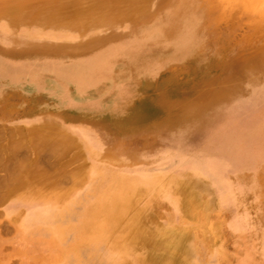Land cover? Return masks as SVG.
Returning a JSON list of instances; mask_svg holds the SVG:
<instances>
[{
    "label": "rangeland",
    "instance_id": "1",
    "mask_svg": "<svg viewBox=\"0 0 264 264\" xmlns=\"http://www.w3.org/2000/svg\"><path fill=\"white\" fill-rule=\"evenodd\" d=\"M26 1L29 8L25 3L23 5L28 9L21 7L27 15L47 5H44L47 0ZM62 1L71 3L73 0H55L52 7H46V12H54L53 7H63ZM151 1L155 13L137 23L124 19L112 26L98 25L67 32L33 20L18 22L20 18L15 17L14 10V16L10 14L13 5L15 8L18 4L13 3L14 0H0V149L4 147L0 150L3 153L0 155V178H8L11 182L8 170L17 163L20 165L16 168L23 165V171L35 163L38 168L30 166L29 169H38L49 176L46 179L43 176L49 182L44 183L40 173L38 176L43 182H38V186L33 184V189L31 183L30 187L12 183V188L8 183L11 190L21 186L8 194L2 189L4 187L0 188V264H64L65 261H60L66 259L63 250L68 249L69 243L78 238L82 241L97 236L94 230L80 235L71 231L70 228L78 224L79 216L70 218L62 226L58 238L51 237V233H45L42 228L40 232L35 231L36 224L44 223L48 215H31L29 208L42 201H55L60 205L79 198L89 181V168L102 164L101 161L114 163L116 171L128 173V179L132 180L129 182L144 187L142 191L135 190L137 197L131 207L125 209L127 213L123 219L132 217L137 222L142 221L144 230L147 229L145 234L154 230L150 235L158 236L153 240H161L171 232L169 236L174 239L171 245L181 243L186 246L185 249L168 246L171 252L176 251L172 253L177 257L174 264H239L247 255L252 264H264V69L255 67L243 71L251 61L264 63V0H191L196 13L189 18L192 37L184 49L174 43L180 37L179 33L168 30L174 22L178 25L185 13L177 17L172 13L179 7L173 0ZM32 4L34 7H30ZM194 15L199 16L194 18ZM175 17L176 21H173ZM143 28H154L157 32L156 38L149 40L143 50L147 55L143 62L133 64L126 58H112L116 60L102 65L108 73L103 79H91L82 84L71 75L68 69L77 63ZM95 39L104 40L86 49L63 50L65 46H83ZM234 60H237L236 69L232 68L233 64L231 68L235 75L228 79L231 71L226 65ZM148 63L158 65L155 72L148 71L151 64L145 72ZM224 81L230 87H219ZM115 83L118 84L114 86ZM125 83H129L130 91L118 97L117 90ZM218 87L216 99L211 100L208 93ZM162 91L174 102L170 109H159L156 100L159 95H164ZM199 97L203 102H209L202 110H186L182 118L171 116L168 118L171 122L159 126L163 115L178 109L180 112L187 103H194ZM143 109L155 114L149 113L152 117L142 119L141 124L125 121ZM119 120L123 122L117 124ZM253 122L257 124L246 127ZM46 123L64 129L79 146L70 147V152L68 148L61 158L54 157L53 153L50 155L44 148L41 151L37 147V151L34 144H29V131L44 128ZM16 127L21 130L16 131ZM18 135L25 136L27 145L22 143L24 139L23 147L17 145L21 140ZM10 138L15 139L9 143H14L10 145L16 153L8 147ZM119 145L127 149L109 150L110 146ZM154 145L161 150L156 152L157 155H141L148 149L141 153L136 151L141 146ZM99 147L98 151L93 150ZM212 160L222 167L220 178L208 168ZM26 164L28 167L24 166ZM197 166L202 170L199 171ZM80 168H84L83 171ZM77 173H80L79 177ZM182 183L187 187L184 188ZM181 186L184 191L187 189V194L179 189ZM4 193L7 194L5 197ZM191 194L196 196L194 207L186 201V196ZM85 196L87 200L90 198ZM182 204L191 206L189 213ZM107 213L103 214L106 218L114 215L112 210ZM121 227L115 226L112 236V242L120 244L115 248L119 252L117 249L126 242L119 236ZM128 228L131 233L133 227ZM174 232L178 234L177 238ZM116 235L119 238H115ZM179 235H183L185 241L182 238L179 241ZM142 238L145 240V236ZM150 238L148 241L152 242ZM139 239L127 255L120 252L119 261H124L120 264H152L151 258L165 254L166 249L156 248L154 243L150 245L148 238L145 240L150 245H147L148 249L142 243L145 241ZM139 258L141 262L144 259L143 263Z\"/></svg>",
    "mask_w": 264,
    "mask_h": 264
},
{
    "label": "bare ground",
    "instance_id": "2",
    "mask_svg": "<svg viewBox=\"0 0 264 264\" xmlns=\"http://www.w3.org/2000/svg\"><path fill=\"white\" fill-rule=\"evenodd\" d=\"M20 1L21 2L17 3L14 0L13 3L18 4L16 6L17 8L16 7L14 8L15 5H13V7L11 6L13 9L11 10V8H10V10H11L10 12L11 13L8 12L11 15L13 14V16H14V13H15L16 14L15 17L19 16L18 18H20V20L18 21V20H16L17 18L12 17L13 20H16L18 22L26 21V20H31V21L33 20V21H36V22L47 23V24H50L52 26H57V28H59V29L67 30V32H75L74 30H78V28L79 29H84V28H88V27H96L98 25H101V26L102 25H105V26L111 25L112 26V25H116L117 23L121 22L124 19H128L131 22L137 23L138 21H140V19L142 20L145 17L152 16L155 13V10H154V8H155L154 6L155 5L152 3L151 0H73L71 3H67L68 1L67 2H63L62 1L63 2V4H62L63 7H61V8H54L53 7L54 12L51 11V13L48 14L46 12V9H47L46 7H48V6L52 7V4L54 3L55 0H47L45 4L43 3L44 5L47 4L46 6H44V7L42 6V8H38L35 13H33L32 15L29 14L30 15L29 16V15L25 14L26 13V12H24L25 10L22 9V7H24V5L28 4V3H26L28 1H26V0H24L26 2H24L22 0H20ZM173 1H175L176 7L177 6H179V7L177 8L176 12H174L175 11L174 10L172 13H174V15L176 17L177 16H182L184 13H185V15H184V17H182V20H181V22H179L178 25H177V23L174 22L170 26V29L168 31H169V33H174V34L175 33L176 34L179 33L178 35H180V37L175 39L174 43H175V46H177V47H179L181 49H184L187 46V44L189 43L190 38L192 37V35L190 34L192 32L191 31L192 30L191 29V20H189V18L192 17V14L196 13V12L194 10V7L192 6L191 0H187L186 3H184V0H179V3H177L178 0H173ZM39 2H42V1H39ZM9 4H11V3H9ZM3 7H5V6H3ZM27 7L29 8L28 5H27ZM27 7H26V9H28ZM30 7H34V5L32 4V6H30ZM20 9H22V10H20ZM13 10H14V13H13ZM6 11H7V9H6ZM197 16H199V15H197ZM197 16L194 15V18L197 17ZM176 17H175V19H173V21H176ZM187 21H189V22L185 24V22H187ZM15 23H17V22H15ZM187 25H188V27H187ZM70 27H71V29H70ZM63 33L66 34V35L69 34V33H66L64 31H63ZM156 33L157 32H156V30L154 28H145V29L143 28V30L141 29V31L139 33L137 32L136 34L132 35L131 37H126V38H124L122 40H119V41L115 42L114 44H110L108 47H106V48H104V49H102L100 51L95 52L94 54H92L89 58L85 59L84 61H81V62L77 63L74 66V68H71V69L67 68V69L69 71H71V75L75 79H77L81 84L82 83H87L91 79H95L96 81H98L99 79H103L108 74L107 72H105L103 66H104V64L109 63L111 60L112 61L116 60V59H112V58H126L128 63H133V64L138 63V62H143L144 58L147 56L146 53L143 50L146 48L145 46L148 45V43L151 40L156 38V35H157ZM102 40H104V39H95V40L91 41V43L85 44L83 46H80V45H78L76 47L65 46V48L63 47V50H65V49L74 50V48H77V49L90 48L92 45L100 43ZM32 43H34V42H32ZM39 45L41 46L42 44H39ZM42 46H46V45H42ZM256 60H258V58ZM149 64H151V65H150V68L148 70V65ZM236 64H237V60H234L233 62H231V63L226 65V67H228L227 69L232 72V73L230 72V74L228 76L230 78H228V79H232V77L235 75V71L233 69L234 68L236 69V66H235ZM231 65H232L233 69L231 68ZM157 66L158 65H156V64L148 63L146 65V67H145L146 68L145 72L147 70L155 72L156 69H157ZM255 67L257 69H259V68L264 69V63L255 64V63H252V61H251L250 65L246 64V68H244L243 71L249 70V69L253 70ZM223 83H225V84H223ZM223 83H221L220 85L218 84L219 87H224V88L230 87L226 81H224ZM117 84L118 83H115L114 86H116ZM92 85H94V84H92ZM88 86H90V85H86V87H88ZM119 87H120L119 90H117L118 97L124 96L130 91L129 90V83L122 84ZM219 87L216 88V89H212V90L210 89L211 91L208 94L211 95L210 98H213L211 100L216 99L217 94L220 91ZM164 91H162V92L164 93ZM206 91H209V90H206ZM203 95H204V93H203ZM147 102H150V101H147ZM156 102H158L160 104V108H159L160 110L170 109V107L173 105L172 104L173 100L168 99L165 96V93H164V95H159V97L156 100ZM208 103L209 102H207V103H205V101L203 102L202 97H199L196 101H194V103H192V102L187 103L186 106H184L183 109L180 110V112H178L179 109H178L177 112H174V111L173 112L169 111V113L166 112L167 114L163 115L161 117V119L159 121V126L165 125V124H162V123L171 122V120L168 119L171 116H172V118L173 117L174 118L175 117L176 118H182L183 117L182 114H183L184 111L193 110V109H195L197 111H200L206 105H208ZM175 104H176V102H175ZM183 104H185V103H183ZM177 108L178 107H176V109ZM180 108H181V106H180ZM185 108H187V109H185ZM143 110L144 111H140V113L137 116H134V113H133L125 121L126 122L127 121L128 122H134V124H137V123L141 124L140 121L142 119L152 117L149 114V113H152L151 111L148 112L147 109H143ZM152 114L154 115L155 113H152ZM178 116H180V117H178ZM120 121H122V120H119L117 122V124L120 123ZM153 121L156 122L155 120H153ZM151 123H152V121H151ZM256 124H257V122H253V123H250L249 125H247L246 127H252V126H254ZM47 125H48V127H47ZM47 125L45 127V126H43L41 124V126H43L44 128H41L40 125H39V128H41L39 130L36 127L37 125L36 126L33 125L34 126L33 128L35 129V127H36L37 129L36 130L33 129L34 130L33 132H32V130H30V131L28 130L31 133L28 136L29 137V142H30V143L29 142L28 143L29 144L32 143V145L34 144L36 148L39 147L41 151L43 150V148L46 151L49 150L50 151L49 154L53 153L55 155L54 157H57V158H61V156L67 151L68 148H69V152H70V147L79 146V145H76L77 142L75 140H73L72 137L64 129H62L59 126H56L54 124H47ZM118 127H120V126H118ZM16 128H18L16 131L21 130V129H19L20 127H16ZM29 129H30V127H29ZM31 129H32V127H31ZM120 130H123V129H120ZM24 132L26 134V131H24ZM25 134H23V135H25ZM23 135L21 137H20V135H18L21 138V140H19V139H18L19 141L17 140L18 144L15 141V143L17 145H20V147H23V144H21L23 139H24V142H22V143H26L25 142L26 141L25 140V136L23 138ZM28 137L26 138L27 140H28ZM12 138L9 139L11 141L7 142L9 146L6 145L5 147H6V149L8 147H11L12 151L15 152L16 149L15 148L13 149L14 146L10 145V144L14 145V143H9V142H14L15 139L12 141ZM16 144H15L16 148H19V146H17ZM26 145H27V143H26ZM32 145H31V147L33 148L34 146H32ZM3 148L4 147H2V149ZM11 148H10V151H11ZM36 148H34V149H36ZM2 149H0V150L2 151ZM99 149H100V147L96 148V149H93V150H95V152H96ZM126 149H127L126 146H122V145H119L118 147H115V146L114 147H111V146L109 147V150H111V151H116V150H118V151L123 150L124 151ZM36 150L38 151L39 149L37 148ZM71 150H72V148H71ZM144 150H147V151L146 152H142ZM136 151H137V153H141L142 152L141 155L142 154L143 155H149V154L157 155L158 153H156V152H159L161 150L158 148L157 145H154V146H151V147H142L141 146V147L137 148ZM5 152H4V154H5ZM8 152H9V150H8ZM128 153H130V152H128ZM1 154H3V153L0 152V155ZM82 156H84V154ZM77 157H79V156H77ZM77 157H76V159H77ZM79 158H81V156ZM82 158H84V157H82ZM77 160H80V159H77ZM4 161H2V163ZM127 162H128V160H127ZM101 163L102 164H100V165L99 164L92 165L89 168V181L86 184L87 186L85 188V191L83 193L79 194V198H77L75 200H72L71 202H67L65 204L63 203V204H60V205L57 202H55V201H52L51 203H49L47 201H42V202H40L38 204V206H35V207L31 206L29 208V214H31V215L34 214V213H38V215L45 213V214L48 215V218L46 219V221L44 223L36 224L37 226H35V228H33V229L35 231L40 232V230L42 228V230L45 233L46 232L48 234L51 233V237L57 236L56 238H58L59 235L62 234V230H61L62 226L68 220H70V218H73L75 216H77V217L79 216L80 219H79V222H78V224L76 226H73V227L70 228L71 231L79 233V235L81 233L84 234L85 231L86 232L87 231L90 232V230H94L97 233V236H95L93 238L87 239V237H86V240H82V241H80V238H78L79 241L75 240L74 242L69 243L68 244V249H64V250H66L65 252L63 250V257L65 256L66 259L65 260L62 259L60 261V262L65 261L64 264H120L122 262V261L121 262L119 261V259H121V253H123V255H127V253L129 252L130 248H132L135 245L134 242H136L138 244V241H137L138 237L140 238L139 239L140 241H145L147 238H148L147 239V241H148L149 238L152 237V238H150V241H151L155 237L154 235H152L154 230H152L153 232L152 231L149 232V230H148L147 234H145V230H147V229L145 228V230H144V227H143V225L141 223L142 221L141 222H137L135 220V218L132 219V217L129 218V219L128 218L126 219V217H125L124 218L125 220L123 219V216L127 213V211L125 209L127 207H131V205L134 203V201H135V199L137 197L138 192H136V191L137 190L142 191V190H144V187L141 186L139 188L137 184L131 183L132 180L128 179V173H126V174L124 173L123 174V173H120V172L116 171L114 169V166H115L114 163H111V162H108V161H101ZM34 164L35 163H33L32 165L31 164H29V165L34 167V168H38L37 166H34ZM4 165H6V164L4 163ZM16 165H20V164H18V163L15 164V167H14V165L13 166L11 165V167L15 168V170H12L13 168L9 169L8 168L9 166L8 167L4 166L5 168L9 169L8 172L9 171L11 172V175H10L11 182H8V178L7 179L0 178L1 179L0 180V188L4 187L2 189H4L5 193H7V192L10 193L12 191L14 192L15 188H14V190H11V188H12L11 184L12 183L13 184H19V185H22V186L25 185V187H26V185L28 186L31 183V186H32L31 189H33V184L36 183V185H37L38 182L39 183L43 182L42 179H44V178L46 179V178L49 177L47 174L45 175V173H42L41 171L39 172L38 169H35V170H34V168L33 169H31V168L29 169L30 166L28 167V164L24 165L25 167H28V169L25 168L24 171H23L24 167H22L23 165L21 166V168H19L20 166L19 167L17 166V168H16ZM2 167H3V165H2ZM84 168H82V169H84ZM208 168L213 170V172L216 173L217 178L221 177V175H222V167L217 161H213V160L210 161L209 164H208ZM82 169H81V171H83ZM197 169L199 171L202 170L200 166H197ZM81 171H79V172H81ZM40 173H42V179H41V177L38 176V175L41 176ZM70 173L73 174V172H70ZM77 174H78V177H79L80 173H77ZM43 176H44V178H43ZM58 176L60 177V174ZM63 176H65V175H63ZM73 176H75V175H72V177ZM7 177H9V176H7ZM69 177L71 178V175ZM75 177H77V176H75ZM75 177H73V178H75ZM168 178L170 180V177H168ZM168 178H167V181H168ZM45 179H44V183L47 182V181H45ZM129 181H131V182H129ZM157 181H158V176H157ZM8 183H10L11 188L7 187V186H9ZM47 183H49V182H47ZM194 183H192V184H194ZM74 185H75V183H74ZM158 185H157V187H158ZM184 185L185 184H183V186ZM19 187H21V186H18V188ZM29 187H30V185H29ZM57 187H59V186H57ZM185 187H187V186H184V188ZM18 188H16V190ZM43 188H46V186L43 187ZM48 188H51V187H48ZM55 188H56V186H55ZM184 188H182V186H181V188H179V189L184 191ZM189 188H191V187H189ZM59 190L60 189H58V191ZM186 190L187 189H185V191ZM159 191H157V192H159ZM161 191H162V189H161ZM179 192H181V191H179ZM5 193L3 194V196L5 195ZM185 193L187 194V191ZM190 193H192V192H190ZM85 195L90 196V198H88V200H87V196H85ZM186 197H184V199L185 198L187 199V200L185 199L187 201V204L193 206L195 204V201H196L195 194H193V195L191 194V195L186 196ZM59 198L61 199V197H59ZM203 198H205V197H203ZM84 199L87 200V201L84 202ZM182 201H183V203H186V201L185 202H184V200H182ZM197 203H198V201H197ZM201 203H200V206H201ZM187 204H185L186 206L183 205V204L182 205H183L184 208L185 207L188 208V213H189V209L191 210V208H190L191 206H187ZM154 207H155V205H154ZM184 208H182V210H184ZM109 210L114 211V215L112 217H107V218L104 217V215H106V213ZM141 212H139V213H141ZM184 212H186V210H184ZM193 212H194V210H193ZM107 214H111V213H107ZM136 214H138V212ZM155 214H157V213H155ZM162 215H161V217H162ZM188 216H190V215H188ZM109 218H111V219H109ZM188 219H190V218H188ZM76 220H78V219H76ZM143 222L145 223V221H143ZM124 224L126 226H124ZM130 225H132V226H130ZM144 225H146V224H144ZM115 226L116 227L117 226H119V227L122 226L120 228V232H119L120 235L119 236L121 237V239L124 238L125 241H126V242H124L125 244L120 249H117V250H120L121 253L119 251L115 250V248H116V246L118 244H116V243L114 244V240L112 242V236L114 237L113 232H114ZM128 227H131V228L133 227V229L136 230V232L133 231V229H132L131 233H130ZM184 228H183V231H185ZM173 229H174V227H173ZM173 229H171V231H173ZM180 229H182V228H180ZM143 231H144V233H143ZM166 231L169 232L170 230L167 229ZM65 232H67L68 234L70 233L68 231H65ZM167 232H166V234H167ZM175 232L173 234H175V238H177L176 236L178 234L176 235ZM179 232H181V231H179ZM188 232H190V230H188ZM188 232H187V235H188ZM150 233H152L151 234L152 236L150 235ZM155 233H157V232L155 231ZM162 233H163V231H162ZM170 233L171 232H169V235H170ZM142 234H144V235L142 236ZM181 234L184 235L185 232H183V233L181 232ZM146 235L147 236L150 235V237H147ZM169 235H167L165 238L161 239L162 237H161V233H160L159 237H161L160 238L161 240H158L159 238L157 239L158 242L156 240H153V241H156V243L153 242V241L152 242L148 241V243H151L150 245H153V243H154V247L156 246V248H163L164 250L166 249V251H167V252L165 251V254H163L162 256L157 257V258H155V257L151 258L152 257L151 256L150 257L151 258L150 261L153 262L152 264H174L175 261H176V258H177V257H174L175 254L174 255L172 254V253L176 252V251L173 252L174 251L173 250L174 247L176 246L175 247L176 249H177V247H178V249H183V248L185 249L186 246L181 244V243L178 246L177 245H173L174 244V239L171 238V236H169ZM183 235H179V237H178L179 241L182 238L181 236H183ZM204 235L206 236V234H204ZM119 236H117L115 238H119ZM144 236H145V240H144V238H142ZM156 237H158V236H156ZM185 238H187V236ZM121 239H119V240H121ZM178 239H177V241H178ZM62 240H60V242ZM182 240H183V238H182ZM183 241H185V240H183ZM65 242H68V241H65ZM115 242H117V241H115ZM172 242H173V244L171 245ZM142 243L145 244L147 249H148L147 245L150 246L149 244L146 243V241L142 242ZM119 245L117 247H119ZM170 245L173 246V249H172L173 251L172 252H171L170 247H168ZM65 246H66V244H65ZM153 248H152V250L154 251ZM157 250H159V249H157ZM182 252H184V251H182ZM185 252H186V250H185ZM148 253H147V256H148ZM162 253H163V251L161 252V254ZM177 254H179V253H177ZM181 254H183V253H181ZM147 258L148 257H146V259ZM124 259L125 258L123 256V260ZM139 260H140V258H139ZM143 261H144V259H143ZM143 261L141 262V260H140L141 263H143ZM145 263H146V261H145ZM185 263H187V261ZM239 264H252V261H251L250 257L247 255V256H245L244 259H242L239 262Z\"/></svg>",
    "mask_w": 264,
    "mask_h": 264
}]
</instances>
